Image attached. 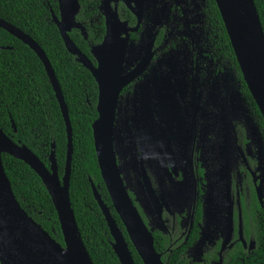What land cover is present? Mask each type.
Listing matches in <instances>:
<instances>
[{
    "label": "flooded vegetation",
    "instance_id": "obj_1",
    "mask_svg": "<svg viewBox=\"0 0 264 264\" xmlns=\"http://www.w3.org/2000/svg\"><path fill=\"white\" fill-rule=\"evenodd\" d=\"M206 3L101 0V9L106 30L107 18L111 23L118 20L120 38L128 39L123 75L151 56L148 66L121 91L117 107L115 151L134 204L150 229L172 240L176 237L174 244L183 240L182 245H186L196 232V242L188 250L191 263L201 264L206 251L219 246L214 251L218 262L213 263L219 264L224 252L235 244L250 251L256 247V242L247 241L245 232V227L249 228L246 224L253 228L246 181L249 174L257 195L260 180L256 161L247 154L248 121L236 109L235 88L230 84L237 81L236 70L210 44ZM207 112L213 114L211 121L214 117L213 123L217 124L208 130H212L210 134L215 135L218 145L222 124L230 122L238 156V175L232 177L229 198V225L232 221L234 230L223 252L227 232L220 234V220L211 213L206 218L204 210ZM237 124L243 128L246 143L236 131ZM251 161L255 162L254 168ZM198 203L203 205L201 216Z\"/></svg>",
    "mask_w": 264,
    "mask_h": 264
},
{
    "label": "trees",
    "instance_id": "obj_2",
    "mask_svg": "<svg viewBox=\"0 0 264 264\" xmlns=\"http://www.w3.org/2000/svg\"><path fill=\"white\" fill-rule=\"evenodd\" d=\"M77 22L85 28L74 29L70 38L77 48L96 65L92 47L101 44L106 34L101 0H79ZM264 29V0H254ZM59 16V0H0V19L31 37L45 52L62 89L73 130V158L70 182L72 209L84 244L94 264H121L116 256L105 216L95 198V184L105 206L123 232L135 264H144L123 222L113 206L98 163L93 124L98 119L99 87L92 73L69 53L53 20ZM206 30L210 44L234 66L245 106L264 141V118L243 80L231 41L215 0H207ZM0 130L15 144L28 148L50 169L55 152L60 180L66 174L68 136L59 101L38 55L24 42L0 28ZM236 131L246 143L243 128ZM55 145V148H53ZM243 147V146H242ZM3 164L13 192L21 207L57 242L65 246L59 217L42 178L25 162L3 154ZM254 168L255 162L251 161ZM250 213L253 228L246 224L247 241L256 242L254 250L235 244L222 255L223 264H264V203L260 204L248 174ZM244 213L247 211L244 205ZM201 216L203 205L197 204ZM251 218V219H252ZM186 245L174 244L176 237L153 232L156 251L166 264L191 263L188 250L196 242V232ZM215 250H219V246ZM214 250V251H215ZM213 249L206 251L201 264L218 262ZM1 264V263H0Z\"/></svg>",
    "mask_w": 264,
    "mask_h": 264
},
{
    "label": "water",
    "instance_id": "obj_3",
    "mask_svg": "<svg viewBox=\"0 0 264 264\" xmlns=\"http://www.w3.org/2000/svg\"><path fill=\"white\" fill-rule=\"evenodd\" d=\"M233 47L243 80L264 118V29L254 0H215ZM81 11L79 0H59V13L53 20L64 40L67 50L94 76L99 87L98 119L93 124V134L98 163L103 180L113 201L114 209L123 222L130 241L144 264H166L156 251L153 230L145 223L134 204L121 175L115 151V127L118 100L121 91L135 80L148 66L147 56L142 66L123 75L126 63L128 39H121L116 22L107 18V30L103 42L93 46L91 53L96 65L84 55L70 38L74 30H81L87 39L85 28L77 22ZM119 23V22H118ZM0 28L6 30L29 46L43 62L51 81L67 128L68 151L66 174L60 180L55 152H52L50 169L26 147L15 144L0 130V263L1 264H94L84 244L70 197L72 158L74 152L73 130L62 89L45 52L28 35L0 19ZM55 148V145H53ZM3 154H8L29 165L42 178L55 205L65 246L57 242L37 224L21 207L7 177ZM148 178V176H146ZM256 188L260 204L264 203V174L259 175ZM92 189L105 216L114 239L113 249L121 264H135L129 244L123 232L102 201L92 180ZM145 181V180H144ZM146 182V181H145ZM231 221L222 252L233 233ZM254 249L252 244L251 250ZM223 263L222 257L219 264Z\"/></svg>",
    "mask_w": 264,
    "mask_h": 264
},
{
    "label": "rangeland",
    "instance_id": "obj_4",
    "mask_svg": "<svg viewBox=\"0 0 264 264\" xmlns=\"http://www.w3.org/2000/svg\"><path fill=\"white\" fill-rule=\"evenodd\" d=\"M234 86V102L236 109L243 112V118L248 121L249 140L248 157L253 158L256 161L258 174H264V141L259 133L255 123L249 115L247 108L245 107L244 100L239 91V85L236 81L233 84V80L230 82ZM233 88V89H234ZM222 100V98H221ZM223 102V101H222ZM207 104V109L210 103ZM213 114L211 112L206 113V130L204 134V168H205V186H204V210L206 218L211 213L217 216L219 222L220 234H225L229 228L230 222V189L232 177L234 174L238 175L237 161L238 156L235 152L233 138L231 134L230 122H225L223 126V133L221 136L220 144L214 139L213 134L208 128L212 129L217 124L213 123ZM222 119V118H221ZM225 120V118H224ZM209 124V125H208ZM210 126V127H208ZM117 136V132H116ZM144 200V199H142ZM150 211L151 210H146ZM150 218L153 214L150 213Z\"/></svg>",
    "mask_w": 264,
    "mask_h": 264
}]
</instances>
